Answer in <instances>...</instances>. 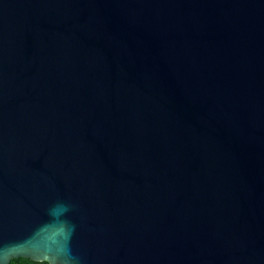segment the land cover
<instances>
[{
  "label": "water",
  "instance_id": "obj_1",
  "mask_svg": "<svg viewBox=\"0 0 264 264\" xmlns=\"http://www.w3.org/2000/svg\"><path fill=\"white\" fill-rule=\"evenodd\" d=\"M264 264V0H0V264Z\"/></svg>",
  "mask_w": 264,
  "mask_h": 264
},
{
  "label": "trees",
  "instance_id": "obj_2",
  "mask_svg": "<svg viewBox=\"0 0 264 264\" xmlns=\"http://www.w3.org/2000/svg\"><path fill=\"white\" fill-rule=\"evenodd\" d=\"M8 264H49L46 261H32L27 258H14Z\"/></svg>",
  "mask_w": 264,
  "mask_h": 264
}]
</instances>
